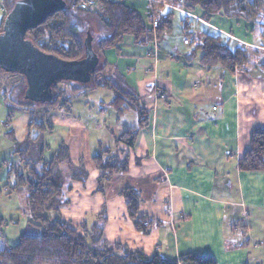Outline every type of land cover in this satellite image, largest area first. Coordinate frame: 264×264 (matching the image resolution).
I'll return each mask as SVG.
<instances>
[{
  "label": "crops",
  "instance_id": "crops-1",
  "mask_svg": "<svg viewBox=\"0 0 264 264\" xmlns=\"http://www.w3.org/2000/svg\"><path fill=\"white\" fill-rule=\"evenodd\" d=\"M119 1L148 28L160 17L171 19V29L159 38L137 45L127 35L117 50L101 54L99 77L124 79L148 110L147 126L132 147L115 145L121 133L137 126L138 115L132 109L118 115L107 88L73 95L68 89L65 102L33 111L7 106L0 89V110L20 116L10 114L1 132L10 145L0 150V233L13 246L32 222L27 188L11 191L15 172L25 176L34 167L41 174L43 162L65 147L67 157L63 151L56 161L65 203L46 216L64 210L78 218L67 221L78 230L100 229L109 247L159 253L168 261L208 254L216 264H264V169L238 166L252 130L264 129V25L222 13L206 17L198 7L186 10L168 0ZM5 14L0 0V24ZM213 32L248 60L233 71L202 65L201 52L190 53ZM104 148L128 155V171L113 174L100 189L92 158ZM80 167L84 181L71 175ZM125 187L139 194L138 216L154 223L147 234L127 213L120 195Z\"/></svg>",
  "mask_w": 264,
  "mask_h": 264
},
{
  "label": "trees",
  "instance_id": "trees-1",
  "mask_svg": "<svg viewBox=\"0 0 264 264\" xmlns=\"http://www.w3.org/2000/svg\"><path fill=\"white\" fill-rule=\"evenodd\" d=\"M15 1L2 0L6 13ZM64 1L66 2L64 10L54 13L43 24L28 30L25 37L46 53L54 54L62 59L74 60L83 57V39L86 32H90L92 47L100 59L91 81L87 84L69 81L62 83L68 87L69 95L90 88H107L114 93L112 105L118 115L126 109L135 110L138 115L137 126L124 131L115 139V145L120 143L132 147L138 132L147 126L148 110L136 94L126 86L122 77L118 76L116 81L99 77L104 69L101 54L107 49L117 50L123 37L127 35L131 36L137 45L159 38L165 31L171 29V19L160 17L156 26L148 28L137 11L125 6L119 0H94L101 7V10L97 12L81 9L79 0ZM168 1L186 10L198 7L206 17L222 13L227 18H243L245 21L264 25V0ZM204 36L202 42L195 43L190 53L194 55L200 51L202 65L206 67L221 65L233 71L248 60L246 53H241L237 47L232 48L227 44L228 39L222 42L224 38L222 34L213 32ZM4 75L20 76L0 70V80L4 78ZM19 82L16 86L12 85L10 90L17 93L18 88L24 86V78L22 77ZM60 83L54 86V100L47 105L28 101L13 102L8 94L2 88L0 89L3 91L7 106L33 111L39 107L50 108L59 101L65 102L69 99L66 95L67 87L58 86ZM44 115L45 113L42 114ZM61 152L64 153L65 158L67 157L66 148L62 147V150L60 148L54 160L47 164L43 162L41 174H38L34 167L25 176L15 172L17 182L12 186L11 191H18L23 186L27 188V208L32 222L27 223L18 242L13 246H8L0 233V264H216L212 256L208 254H187L177 260L168 261L159 253L146 256L141 251H130L121 245L109 247L105 240H101L100 229L78 230L67 221L47 217L44 214L46 211L57 209L65 203L60 200L63 177L56 167L57 158L60 159L63 155ZM128 159V155L120 157L116 151L113 152L109 148L99 150L98 154L92 158L95 168L101 173L98 177V188L101 189L103 182L113 174L126 173ZM41 161L39 159L36 163ZM238 166L242 170L264 169V129L252 130L249 146L239 159ZM71 175L74 180L79 181L87 178L82 167L74 169ZM9 194L11 193L8 192ZM120 195L136 228L143 234L149 233L154 223L150 220L146 221L145 217L138 216V192L131 187H125ZM4 222L0 218V226Z\"/></svg>",
  "mask_w": 264,
  "mask_h": 264
},
{
  "label": "water",
  "instance_id": "water-1",
  "mask_svg": "<svg viewBox=\"0 0 264 264\" xmlns=\"http://www.w3.org/2000/svg\"><path fill=\"white\" fill-rule=\"evenodd\" d=\"M65 7L64 0H16L0 26V70L24 78L22 96L28 102L52 103L56 83L87 84L98 67L100 59L89 31L83 39V57L74 60L46 53L25 37L28 30Z\"/></svg>",
  "mask_w": 264,
  "mask_h": 264
},
{
  "label": "rangeland",
  "instance_id": "rangeland-1",
  "mask_svg": "<svg viewBox=\"0 0 264 264\" xmlns=\"http://www.w3.org/2000/svg\"><path fill=\"white\" fill-rule=\"evenodd\" d=\"M181 2V1H180ZM22 77L20 76H16V75H4V78H1L0 80V88H2L5 93L8 94V97L10 100H12L13 102H26V100L23 99V89H24V86L18 88V92H14V91H11V86H16L17 84H19L20 80H21ZM22 82V81H21ZM24 84V82H23ZM58 86H61V87H64L66 86L65 83H60ZM67 87V86H66ZM67 90H68V87H67ZM16 93V94H15ZM15 98V99H14ZM14 109H16V107H13ZM10 114H16V117L14 118V120H18L20 118L19 116V113H17L16 111L15 112H10ZM8 115H9V109L7 108H2L0 110V120L2 119V123H0V150L2 149H5L6 148V145H10V142L7 140V138H4L2 136V130H4V128L6 127L7 125V118H8ZM19 123L17 122L16 125H17V130L19 129ZM27 174V171L25 172V175ZM70 216L72 217L73 214H68L66 211L64 210H61V212H49L47 214V217H49L50 219H59V220H64V221H69L68 219H71V221H79L78 218H70ZM74 217V216H73ZM71 223V222H70ZM71 225H75V222H73ZM8 245V244H7Z\"/></svg>",
  "mask_w": 264,
  "mask_h": 264
},
{
  "label": "built area",
  "instance_id": "built-area-1",
  "mask_svg": "<svg viewBox=\"0 0 264 264\" xmlns=\"http://www.w3.org/2000/svg\"><path fill=\"white\" fill-rule=\"evenodd\" d=\"M79 6L83 10L100 11L101 7L94 0H79ZM155 26V25H154Z\"/></svg>",
  "mask_w": 264,
  "mask_h": 264
}]
</instances>
